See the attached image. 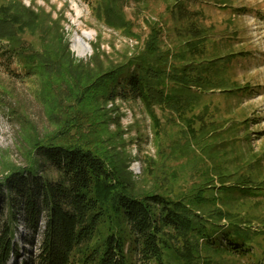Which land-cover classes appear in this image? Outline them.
Segmentation results:
<instances>
[{
  "label": "trees",
  "instance_id": "1",
  "mask_svg": "<svg viewBox=\"0 0 264 264\" xmlns=\"http://www.w3.org/2000/svg\"><path fill=\"white\" fill-rule=\"evenodd\" d=\"M122 4L99 0L96 18L108 27L130 30ZM175 4L174 13L188 22L187 38L175 52L161 49V29L153 25L144 47L133 56L89 80L72 81L76 89L67 97L71 104H62V93L71 89L65 81L58 87L63 91L48 99L50 119L58 124L56 139L33 143L27 165H12L0 179V264H211L201 249L262 264L254 249L264 254V226L253 229L248 220L235 219L216 202L223 196L264 194V183L238 177L227 185L229 173L219 168L186 192L137 191L131 172L113 161L103 145L104 114L90 117L82 108L91 106L94 97L97 103L99 98L109 102L130 97L151 118L155 137L164 129L157 109L168 112L169 124H181V137H196V122L197 132L206 128L201 114H185L205 93L224 87L223 65L234 53L222 56L214 51L217 47H207V29L193 23L182 0ZM22 15L12 3L0 5V41L7 42L11 55L24 54L18 33L33 31L34 21ZM23 58L27 73L37 74L32 58ZM41 62V71L56 69L57 59L41 56ZM241 89L232 85L224 91L236 97ZM45 166L55 171V179L43 175ZM214 177L221 181L218 187L210 183ZM22 223L30 230L24 245L18 242Z\"/></svg>",
  "mask_w": 264,
  "mask_h": 264
},
{
  "label": "rangeland",
  "instance_id": "2",
  "mask_svg": "<svg viewBox=\"0 0 264 264\" xmlns=\"http://www.w3.org/2000/svg\"><path fill=\"white\" fill-rule=\"evenodd\" d=\"M175 1L123 0L125 18L131 24L126 30L108 27L96 18L99 0H0V5L14 4L24 20L34 21L33 31L24 28L17 36L24 54L11 55L6 52L7 42L0 41V179L12 165H27L33 143L56 139L53 133L58 124L50 119L48 99H55L63 91L58 88L60 82L71 88L62 93L66 97L62 104H71L67 97L76 89L72 81L79 77L89 80L133 56L144 47L153 25L161 29L162 50L178 49L176 46L187 38L188 22L174 13ZM182 1L192 13L193 23L207 29V47H217L214 51L222 56L234 53L223 65L224 87L205 93L185 114L189 118L201 114L206 128L197 132L196 122V137H181V124H169L168 112L157 109L164 129L161 137H155L151 118L139 101L130 97L118 96L109 102L99 98L98 103L94 97L91 106L82 108L90 117L104 114L103 145L113 161L128 175L131 172L137 191H165L170 195L186 192L202 183L207 172L214 174L219 168L229 173L227 185L239 181L238 177L264 183V0ZM83 31L91 32L92 37L81 55L73 40ZM24 55L32 58L37 74L27 73ZM41 56L44 60L57 59L56 69L41 71ZM75 67L80 69L72 72ZM232 85L242 87L236 97L224 91ZM40 171L45 177H57L50 167ZM210 183L218 187L221 181L214 177ZM216 206L229 210L235 219L248 220L253 229L264 226V194L223 196ZM6 214L7 208L3 219ZM18 215L22 222V214ZM40 223L43 225V219ZM22 225L18 242L24 245L30 230ZM262 251L254 249L264 264ZM200 254L209 256L211 264L248 263V257L237 254L220 255L203 249Z\"/></svg>",
  "mask_w": 264,
  "mask_h": 264
},
{
  "label": "bare ground",
  "instance_id": "3",
  "mask_svg": "<svg viewBox=\"0 0 264 264\" xmlns=\"http://www.w3.org/2000/svg\"><path fill=\"white\" fill-rule=\"evenodd\" d=\"M77 16H80V11L76 9ZM92 37V33L87 32V31H83L82 34H76L74 36V40H73V46L75 48L76 51H78V53H80L81 55H84L87 51V46H88V42L87 39H90Z\"/></svg>",
  "mask_w": 264,
  "mask_h": 264
}]
</instances>
